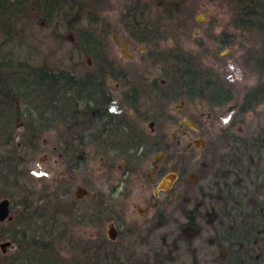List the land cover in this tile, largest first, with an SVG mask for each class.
<instances>
[{
  "label": "trees",
  "instance_id": "1",
  "mask_svg": "<svg viewBox=\"0 0 264 264\" xmlns=\"http://www.w3.org/2000/svg\"><path fill=\"white\" fill-rule=\"evenodd\" d=\"M98 1L0 0V199L10 200L13 217L11 221L0 223V236L16 247L13 255L2 256L5 260L0 259V264H172L177 258L179 242L184 240L181 225L175 240L149 253H139L136 245L146 242L155 228L147 220L143 224L127 222L122 205L111 195L97 192L83 208L82 205L75 206L76 202L62 200V194L54 199L41 194L33 201L34 195L27 189V158L32 150L47 147L49 139L46 136L61 120L71 132L78 129L76 134L83 138V128L74 126L75 119L93 118L98 123L101 118L97 112L92 116L91 110L99 109L98 95L106 92L104 84L107 79H115L110 63L117 59L109 55L107 43L108 35L115 31L110 29L107 21L97 27L100 20L93 10L99 11ZM155 1L128 0L127 12H122L120 24L125 39L146 46L147 58L143 61L158 63L153 70L158 69L159 64L165 66L162 78L157 76L165 82L163 85L156 82L159 102H165L169 108L185 99L188 88L202 78L198 85L219 96V107L229 103L235 89L226 73L221 78L211 67L197 68L189 63L187 52L180 44H164L169 38L163 29L165 22L179 17L193 19L191 0H161L160 5L153 4ZM228 1L232 9V28L248 33L252 40L242 54V63H246L252 73H257L258 80H263L264 0ZM155 6L158 12L154 11ZM38 17L48 26L64 33H74L77 56H90L94 72L72 74L58 64L32 62L39 61L40 57L23 55L21 41L26 38L27 25H35ZM85 19L94 22L81 27L76 34L73 27ZM222 40L217 38L215 42ZM260 83L258 81L243 94L241 109H247L248 103L254 102L256 106L264 101V83ZM171 88L174 90L170 92ZM159 123L162 124L161 117ZM257 128L253 140L257 141L260 136L263 145L264 122L257 124ZM95 130L98 134L99 125H95ZM58 141L56 144L60 147ZM63 147L61 152L68 156L69 164L73 163V150H79L78 157L83 159L86 156L83 150L89 149L74 148L71 144ZM92 150L102 157L105 152L100 148ZM163 151L167 155V150ZM176 156V169L182 171L183 158L179 152ZM227 159L224 158V166L219 167V195L216 182L208 192L210 205L217 212L213 232L219 238L221 231L224 237L223 244L218 239L216 245L219 247V242L226 244L231 264H264V257H261L264 255V181L248 183L228 179L226 174L230 167H226ZM247 190L251 192L247 193ZM192 198L195 204L201 200L196 196ZM83 209L88 212H82ZM181 212L187 215L183 204ZM198 215L203 219V212ZM157 221L167 222V219L161 217ZM111 222L118 229L115 240L107 236V225ZM5 223L11 230L1 228ZM84 226L89 227L88 236L79 233V227ZM242 254L249 258H242ZM256 255L259 257L255 258Z\"/></svg>",
  "mask_w": 264,
  "mask_h": 264
},
{
  "label": "flooded vegetation",
  "instance_id": "2",
  "mask_svg": "<svg viewBox=\"0 0 264 264\" xmlns=\"http://www.w3.org/2000/svg\"><path fill=\"white\" fill-rule=\"evenodd\" d=\"M125 40L127 39H124L123 44ZM129 41L128 48L133 44V41ZM123 44L122 53L128 57L123 52ZM186 52L189 63L196 65L197 68H207L209 67L208 63L214 65L216 61H219V49L215 47L196 45L193 51ZM91 63V67L86 70L82 68L81 71L76 69V72L75 70L68 72L72 74L93 73L94 63L92 60ZM85 65H89L87 61H85ZM138 66L139 68L132 69L126 68L119 61L110 63V71L114 70L115 79H107L104 84L106 92L98 95L97 108L99 109L91 110L92 116L96 112L101 115L98 123L92 116V120L77 117L74 121L76 128H83L85 137L77 135L78 129L71 132L62 120L58 124V131L61 130L66 135L67 145L71 144L74 148L104 149L105 152L102 154L103 157L100 156V160L106 170L107 177L111 178L120 167L121 187L125 194H130V185L133 179L141 174L144 177L147 176L146 187H151L154 181L158 182L155 191L159 193V198L157 199V196L151 193L149 199L151 197L155 199L151 206L154 213L146 220L152 223L154 228H158L160 225L172 226L174 230L172 240H175L177 236V229L183 225L181 233L184 240H181L177 247V258L180 250L182 249L183 252L184 249L185 253L183 252V254L187 255V259H189L185 264H205V261L207 264H231L232 261L228 258L230 250L226 244L222 245L223 233L219 231L218 238V234L213 232L212 225L217 217V212L215 207L210 205L208 198L211 196L208 192L216 182L219 195V167L224 166V158H228L226 167H230L226 174L228 179L248 183L253 180L264 181V144L262 145L260 136L257 141L253 140L258 131L257 124L264 122V106L261 108L262 102L256 106L253 105L254 102H251L247 104L248 110L241 109L244 106L242 100H235L234 104L229 106V103L234 101V96H232V100L227 103L228 106L225 105L227 111L234 108V113L230 118L229 126L219 130V119L224 118L220 109L223 106L219 107V96L202 87L201 84L198 85V81H203L202 78H198L188 88V96L181 99L185 101L181 108H174L175 104L167 108L165 102H159L160 95L156 93L158 89L156 82H160L162 85L165 82L163 79L155 77L154 72L151 71L158 66V63L144 61L139 62ZM142 66L150 71H141ZM149 73L151 77L148 76ZM113 89L116 90V93ZM173 90L171 88L170 92ZM91 104L94 105V101ZM61 106L65 105L61 104ZM159 117L162 118L161 125ZM183 120L193 122L194 126L182 123ZM96 124L99 125L98 134L95 130ZM177 126L179 127L177 132L172 131ZM239 127H243L244 133L240 134L233 130ZM184 136L187 141L183 144L180 138ZM58 140L60 144L63 143L60 135ZM196 140H201V143L196 145ZM233 140L236 141L233 142ZM256 147L258 148L256 149ZM163 149L167 150V155ZM178 152L183 158L182 171L176 169ZM160 153H163V156L156 160L155 156ZM171 172L177 175L176 179L168 189L158 190L161 180ZM194 175L196 176L195 180H191ZM250 192L247 190V193ZM110 195L113 197V194ZM192 196L200 197L201 200L195 204ZM95 197L96 193L92 194L91 198ZM118 203L124 209L127 222L143 224L142 221L128 220L124 201ZM165 204L170 210L169 213L160 211ZM181 204L186 208L187 215L181 212ZM144 210L140 209L142 212ZM200 212L204 213L203 219L198 215ZM161 217L167 219V222L157 221V218ZM110 224L115 227L114 223L111 222L108 225ZM115 229L117 238L118 229L117 227ZM187 229L193 230L194 237L187 233ZM175 231L177 232L175 233ZM202 237H206V239ZM218 239L222 243L219 242V247L216 245ZM202 240L207 242L208 248H210V254L207 253L204 261L200 259L202 253H199L196 246ZM199 246L201 247V245ZM243 257L249 258L242 254ZM254 257L258 258L259 255ZM177 258L172 264L177 262Z\"/></svg>",
  "mask_w": 264,
  "mask_h": 264
},
{
  "label": "rangeland",
  "instance_id": "3",
  "mask_svg": "<svg viewBox=\"0 0 264 264\" xmlns=\"http://www.w3.org/2000/svg\"><path fill=\"white\" fill-rule=\"evenodd\" d=\"M128 0H99L97 2L98 10H93L99 16V24L101 26L104 21H107L110 29L114 30L115 33L108 35L109 55L122 62L126 68H139L138 63L144 62L143 59L147 58V48L141 50L138 43L133 42L129 46L128 57H125L122 53V44L126 38L123 32L121 23L122 12L126 13L127 8L125 5ZM134 1V0H133ZM144 2L145 0H141ZM161 0H156L153 4L160 5ZM151 4V3H150ZM152 5V4H151ZM191 10L193 12V19H185L182 17L176 18L171 22H165L164 31L169 37L164 42L165 45H173L176 42L182 46V48L188 52L193 51L196 45L211 46L219 49V61H216L214 65H209L215 73L222 75L226 73L229 79L234 83V101L229 103L232 106L235 100H241L243 94L250 88L257 85L258 81L264 83L263 80H258L257 73H252L246 63H242L244 50L250 47L251 37L248 33L238 31L232 28L230 20L232 9L228 0H191ZM153 7V6H152ZM155 12H158L156 6L153 8ZM200 17L202 20H199ZM91 21L85 19L82 20L79 25H75L73 29L77 34L81 27H86ZM112 34H116L120 42L116 44L112 39ZM223 39L222 42L218 43L215 40ZM199 40V41H198ZM24 47L20 52L23 55H30L31 57L41 58L39 61H32L33 63L46 61L51 64H58L65 71H77L76 69L90 68L92 63L84 65L86 57H78L75 52L76 35L73 33H64L53 26L48 24L42 18L38 17L35 19V25L29 23L26 29V38L21 41ZM18 49V48H17ZM104 52V51H103ZM105 56L106 53L104 52ZM77 56V57H76ZM150 61V60H148ZM146 62V61H145ZM226 62V63H225ZM165 66L159 64V68L152 70L154 76L161 75ZM141 71L148 72L150 69H146L142 66ZM230 75H229V74ZM153 75V74H152ZM151 77V74L148 75ZM260 83V84H261ZM114 93L116 90L113 89ZM178 104V102L176 103ZM172 106V104H171ZM228 106V104H227ZM227 106H223L221 113L223 119L219 115V130L229 126L230 118L234 113V108L227 111ZM264 106L262 101L261 108ZM220 113V114H221ZM179 127H175L172 131H176ZM237 133H244L243 127L233 129ZM60 139L63 142L59 147L56 144V140ZM66 135L58 131V125L54 127L53 131L49 133L46 138L47 147L38 148L31 151L27 158L26 168L28 174V187L29 191L32 192L33 201L39 195L45 196V198L54 199L57 195L62 194V200L66 202H76L75 206L82 205L86 207L92 194L101 192L104 194H113V199L116 201H124L126 218L128 220L138 222H146V219L153 215L151 209L152 203L155 201L153 197H150L151 193H154L159 198V193L155 191V187L158 182L154 181L151 187H146L147 176L143 174L133 179L130 194H125L121 187V172L120 167L111 176L107 177L106 170L101 164L100 156L97 151L92 149L83 150L86 156L83 159L78 157L79 150H67L72 151L73 163L69 164L67 157L63 155L61 150L63 146L67 145ZM181 139V143H185L187 138L184 136ZM65 152V151H64ZM76 161V162H75ZM196 176H192L191 180H195ZM78 187L86 189V194L78 198V201L74 198L76 189ZM26 194V191L24 192ZM112 197V195H111ZM78 201V202H77ZM12 203V202H11ZM139 208V209H138ZM140 209H145L144 212ZM146 211V212H145ZM161 212L166 211L169 213L167 204L160 210ZM82 212H88L83 209ZM144 213V214H143ZM183 220V219H182ZM1 228L8 231L11 227L6 223L1 225ZM109 225H107L108 235ZM177 231H175L176 233ZM79 233L83 235L89 234V227H79ZM174 233L173 227L169 225L155 228L152 233L147 237L146 242H139L136 245V249L139 253H149L153 249L168 244L172 241V235ZM187 233L190 236L194 235L193 230L187 229ZM1 234V233H0ZM205 236V235H204ZM194 237V236H193ZM206 239V237H202ZM8 241L0 236V244ZM198 242V240H196ZM201 245V247L199 246ZM199 249L200 259L203 261L207 257V253L210 254V248L208 243L202 240L201 243L196 245ZM185 247V245H184ZM16 247L10 244L5 248L3 252L0 248V259L5 260V257L11 256L15 253ZM65 254V251H62ZM183 252L185 253L184 249ZM182 249L180 250L179 257L175 264H185L189 259L187 255H184ZM204 254V255H203ZM206 254V255H205ZM207 264V261L204 262Z\"/></svg>",
  "mask_w": 264,
  "mask_h": 264
},
{
  "label": "water",
  "instance_id": "4",
  "mask_svg": "<svg viewBox=\"0 0 264 264\" xmlns=\"http://www.w3.org/2000/svg\"><path fill=\"white\" fill-rule=\"evenodd\" d=\"M199 20H202L200 17H198ZM112 38L113 40L115 41V43H119V38L117 37L116 34H112ZM129 40H125L124 44H123V52L124 54H126V56H129V53H128V45H129ZM146 48L145 45H141L140 46V49L141 50H144ZM87 63L90 64L91 62V58L90 57H87L86 59ZM185 101L184 100H181L179 102V104H175L174 105V108L176 109H179L181 108L183 105H184ZM182 123H188L190 124L191 126H194V123L191 122V121H188V120H183ZM199 143H201V140H196L195 141V144L196 145H199ZM163 156V153H160L159 155L155 156V159L158 160V158H161ZM176 174L175 173H168L165 175V177L161 180V182L159 183L158 185V190H162V189H168V187L172 184V182L176 179ZM86 189L84 188H81V187H78L76 189V192H75V197L76 198H81L83 197L85 194H86ZM12 215L10 214V201L8 198H3V199H0V222H4V221H11L12 220ZM116 229L115 227L110 224L109 225V229H108V236L111 240H114L116 238ZM11 244L10 241H5L3 243L0 244V248L2 249V251L4 252L5 251V248L7 246H9Z\"/></svg>",
  "mask_w": 264,
  "mask_h": 264
},
{
  "label": "snow or ice",
  "instance_id": "5",
  "mask_svg": "<svg viewBox=\"0 0 264 264\" xmlns=\"http://www.w3.org/2000/svg\"><path fill=\"white\" fill-rule=\"evenodd\" d=\"M113 110H115V109H113Z\"/></svg>",
  "mask_w": 264,
  "mask_h": 264
}]
</instances>
